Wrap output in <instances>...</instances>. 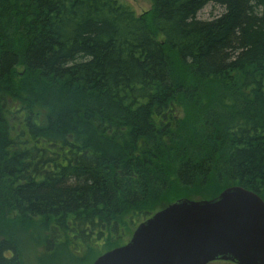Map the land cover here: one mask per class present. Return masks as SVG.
Returning <instances> with one entry per match:
<instances>
[{"label": "trees", "instance_id": "1", "mask_svg": "<svg viewBox=\"0 0 264 264\" xmlns=\"http://www.w3.org/2000/svg\"><path fill=\"white\" fill-rule=\"evenodd\" d=\"M150 1L0 0V264L18 235L108 250L176 198H264V0Z\"/></svg>", "mask_w": 264, "mask_h": 264}, {"label": "water", "instance_id": "2", "mask_svg": "<svg viewBox=\"0 0 264 264\" xmlns=\"http://www.w3.org/2000/svg\"><path fill=\"white\" fill-rule=\"evenodd\" d=\"M264 264V201L231 185L205 199L176 198L141 221L129 240L92 264Z\"/></svg>", "mask_w": 264, "mask_h": 264}, {"label": "rangeland", "instance_id": "3", "mask_svg": "<svg viewBox=\"0 0 264 264\" xmlns=\"http://www.w3.org/2000/svg\"><path fill=\"white\" fill-rule=\"evenodd\" d=\"M120 1H123L129 4L137 14H140L151 8L150 0H120ZM221 10L222 8L220 6L209 3L199 11L198 17L201 19H209L212 16L218 15L219 13H221ZM184 115H185V111L179 108V117L182 118ZM262 199L264 201V198ZM155 211H157V209L150 212L149 216L153 214ZM146 218H142L140 222ZM140 222L136 221L135 224H132V223L129 224L127 226V230L124 233L121 232V234L118 237L114 238V240H116L117 242L122 241L126 243L129 240L134 228ZM32 232L34 233V231ZM28 237L33 239L32 236H28ZM18 238L20 239L18 246H19V249L21 250L20 252H18V254L24 260L23 261L24 264H92V262L98 255L107 251V247L101 244L102 242H99L96 244H92L90 247H86L85 245H82V247L80 246L78 247V246H72L70 244L67 245V247L66 246H55L54 248H52L50 253H48L46 252L44 248V244H42V242H40L39 244L37 243L33 246H31L32 244L22 245L24 244L27 238L23 237L22 235L20 237L18 235L17 239ZM55 248L57 249L54 250ZM90 248H92L91 251H89ZM208 264H234V263L218 260V261L209 262Z\"/></svg>", "mask_w": 264, "mask_h": 264}]
</instances>
